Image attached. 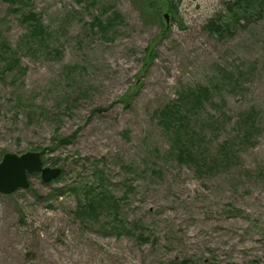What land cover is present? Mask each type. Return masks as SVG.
Listing matches in <instances>:
<instances>
[{
	"label": "rangeland",
	"instance_id": "rangeland-1",
	"mask_svg": "<svg viewBox=\"0 0 264 264\" xmlns=\"http://www.w3.org/2000/svg\"><path fill=\"white\" fill-rule=\"evenodd\" d=\"M225 2L0 0V160L64 170L0 194V264H264V17L213 34ZM97 168L111 201L80 211Z\"/></svg>",
	"mask_w": 264,
	"mask_h": 264
},
{
	"label": "trees",
	"instance_id": "trees-1",
	"mask_svg": "<svg viewBox=\"0 0 264 264\" xmlns=\"http://www.w3.org/2000/svg\"><path fill=\"white\" fill-rule=\"evenodd\" d=\"M181 0H136L139 9L146 17H160L163 11H168L173 19H177L179 15V3ZM165 18V15L163 16ZM264 17V0H226L225 12L219 15L215 19H211L207 28L213 34L222 35L225 31L236 28L238 25L246 26L250 24L256 18L261 19ZM166 19V18H165ZM35 31H40V23L34 26ZM17 62V60H16ZM210 90L204 86L199 85L195 89L189 91V101H193L197 104L203 103L206 97L209 95ZM189 105L185 103H177L164 107L161 110V121L166 127L180 122L177 116H186L188 114ZM177 122V123H176ZM180 130L176 133L177 140L181 138ZM69 140L67 137L61 138L62 142ZM45 151L42 149L43 161L45 163ZM64 170L58 179L61 178ZM104 173L97 168L95 172L93 185H86L82 197L86 202L83 204L80 202L79 210L83 212L90 211L89 213L97 214L99 208L111 201V195L108 193L104 183ZM57 179V180H58ZM115 199V198H114ZM115 204V201H112Z\"/></svg>",
	"mask_w": 264,
	"mask_h": 264
},
{
	"label": "water",
	"instance_id": "water-1",
	"mask_svg": "<svg viewBox=\"0 0 264 264\" xmlns=\"http://www.w3.org/2000/svg\"><path fill=\"white\" fill-rule=\"evenodd\" d=\"M168 20V14H166ZM60 167L44 166L40 151L22 154L7 152L0 161V193L12 194L20 188L30 186L29 174L40 172L43 181L50 182L59 177Z\"/></svg>",
	"mask_w": 264,
	"mask_h": 264
}]
</instances>
